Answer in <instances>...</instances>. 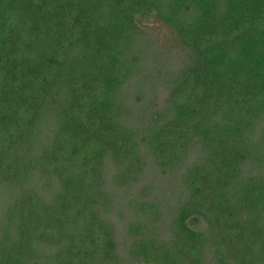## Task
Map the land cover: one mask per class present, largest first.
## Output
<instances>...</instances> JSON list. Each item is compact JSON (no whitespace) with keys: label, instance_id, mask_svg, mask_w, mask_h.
Listing matches in <instances>:
<instances>
[{"label":"trees","instance_id":"16d2710c","mask_svg":"<svg viewBox=\"0 0 264 264\" xmlns=\"http://www.w3.org/2000/svg\"><path fill=\"white\" fill-rule=\"evenodd\" d=\"M0 264H264V0H0Z\"/></svg>","mask_w":264,"mask_h":264},{"label":"rangeland","instance_id":"374dc122","mask_svg":"<svg viewBox=\"0 0 264 264\" xmlns=\"http://www.w3.org/2000/svg\"><path fill=\"white\" fill-rule=\"evenodd\" d=\"M148 19H149V17L146 18V20H148Z\"/></svg>","mask_w":264,"mask_h":264}]
</instances>
